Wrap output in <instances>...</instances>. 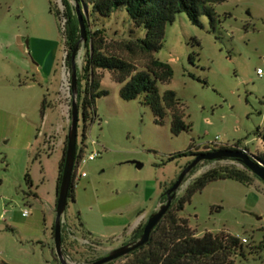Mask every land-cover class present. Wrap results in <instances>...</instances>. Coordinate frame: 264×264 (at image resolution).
<instances>
[{"label":"rangeland","instance_id":"rangeland-1","mask_svg":"<svg viewBox=\"0 0 264 264\" xmlns=\"http://www.w3.org/2000/svg\"><path fill=\"white\" fill-rule=\"evenodd\" d=\"M213 8L212 23L201 15L200 27L177 14L165 27L162 48L152 54L172 70L169 82L157 84V90L176 94L191 126L187 132L172 136L169 115L163 125L156 124L141 97L123 101L121 85L110 72H96L107 95L96 100L97 118L87 126L84 141L79 113L76 154L82 147L85 156L99 157L75 168L74 202L67 201L61 218L60 251L66 264H91L139 239L132 238L133 231L165 203L163 188L169 189L194 159L168 162L169 156L187 152L191 144L193 152L202 153L237 143L236 150L248 156L264 154L259 138L264 132V0H226ZM63 13L62 0H0V264H61L53 240L58 164L72 102H77V89L72 93L70 87L71 63H66ZM89 24L91 32L102 30L109 53L130 62L135 71L144 69L147 55H130L121 47L125 39H144L143 28L126 15ZM83 57L80 48L76 76ZM30 83L34 86L27 87ZM222 167L246 170L229 159L203 161L187 175L175 199L203 173ZM178 216L188 220L197 237L223 232L245 240L244 253L254 251L246 260L236 258V264H264L260 180L253 178L248 186L232 180L210 183Z\"/></svg>","mask_w":264,"mask_h":264},{"label":"trees","instance_id":"trees-1","mask_svg":"<svg viewBox=\"0 0 264 264\" xmlns=\"http://www.w3.org/2000/svg\"><path fill=\"white\" fill-rule=\"evenodd\" d=\"M225 1L73 0L79 6L84 19L86 39L83 42L81 41L75 6H72L68 0H62L63 16L66 20L67 66L70 67L71 53L74 48L78 45L79 49H84L83 66L77 75V103L83 122V141L85 140L84 132L87 126L97 118L96 100L107 95L106 92L100 89L101 78L96 73L99 70L110 72L113 81L121 85L119 97L123 101L129 102L141 97L142 103L148 106L154 115L156 124L163 125L164 119L169 115V130L172 136H179L181 133L187 132L191 126L184 121V109L176 94L168 90L160 95L157 90V84L169 82L172 77V70L169 65L154 60L152 54L162 48L165 27L174 22L177 14H185L191 25L200 27L199 17L204 15L212 23L213 6ZM50 12L58 18V13L55 10L50 9ZM112 15L123 17L126 15L135 27L145 30L144 39L128 38L121 45L130 55L141 53L149 57L143 70L135 71L130 62L118 55L109 53L106 50L102 30L91 32L89 24L91 20L104 22ZM45 109L46 102L44 98L40 109L41 117L44 116ZM259 138L264 144V132ZM238 144L233 147L206 148V151L202 153L193 152V145L191 144L187 152L171 155L167 161L173 162L188 156L194 158L200 154H209L215 151L237 152ZM65 151L66 147L62 151L58 164L56 193L61 179ZM82 154L83 148L81 147L79 153L76 154V160ZM252 160L264 168V154L255 158L252 157ZM75 168L76 166L73 167L68 195V200L72 202H74ZM253 178L258 179L256 176H251L247 169L244 171L234 167L214 168L203 173L185 189L182 196L175 199L170 209L151 233L148 243L126 256L128 260L125 264H236V258L246 260V257L251 255L254 250L245 254L243 243L237 236H231L223 232L218 234L206 232L197 237L189 227L188 220L180 218L178 215L183 211L185 205L190 203L193 195L201 192L210 183L220 180H232L248 186L251 185ZM25 179L29 184L28 175L25 176ZM163 190L166 191V187ZM27 196L30 197L31 193ZM161 199L166 200L164 193L161 195ZM142 230L143 227L135 229L132 238L134 240L138 239L142 234Z\"/></svg>","mask_w":264,"mask_h":264},{"label":"water","instance_id":"water-1","mask_svg":"<svg viewBox=\"0 0 264 264\" xmlns=\"http://www.w3.org/2000/svg\"><path fill=\"white\" fill-rule=\"evenodd\" d=\"M75 12L79 26V32L81 36V41H85L86 32L85 24L82 13L79 10V6L75 4ZM79 47L78 45L74 48L71 53L70 63H71V79L70 87L72 93H75L77 89V76H76V59L78 57ZM79 121V105L77 102L73 101L70 112V126L66 136V151L64 158V165L62 169L61 179L56 193V205H55V221L53 228V240H54V252L57 259L61 264H66L62 258L60 251L61 247V218L67 206L68 195L70 191L71 179L73 167L76 160V142H77V127ZM224 159H233L239 162L243 167H245L251 174L256 176L262 183H264V168L255 163L251 156L246 155L244 152L240 151H215L209 154H200L194 157L193 161L188 164L179 174L172 186L166 190L164 196L166 197L165 203L160 205L159 209L152 213L146 224L143 227L142 234L139 239L133 243H129L119 248L111 251L107 256L91 263V264H108L122 257H125L132 252L145 246L151 233L160 223L166 212L170 209L172 202L174 201L178 191L182 187V184L187 177V175L201 162L203 161H221ZM137 168L141 165L136 164Z\"/></svg>","mask_w":264,"mask_h":264},{"label":"built area","instance_id":"built-area-1","mask_svg":"<svg viewBox=\"0 0 264 264\" xmlns=\"http://www.w3.org/2000/svg\"><path fill=\"white\" fill-rule=\"evenodd\" d=\"M257 74L259 75V76H261V72L260 71H258L257 72ZM68 88V87H67ZM92 144H95L94 142H92ZM61 146V144H59L57 147L59 148ZM99 157V154L98 153H91V154H89V155H87V156H85V154H82L79 158H78V160H75V164H74V166H77V165H79L80 163L81 164H83V163H86V162H89V161H93V160H95L96 158H98ZM85 176V174L84 173H82L81 174V177H84ZM27 215V212L26 211H24L23 213H22V216L23 217H25ZM243 243L245 242V240H241Z\"/></svg>","mask_w":264,"mask_h":264},{"label":"crops","instance_id":"crops-1","mask_svg":"<svg viewBox=\"0 0 264 264\" xmlns=\"http://www.w3.org/2000/svg\"><path fill=\"white\" fill-rule=\"evenodd\" d=\"M30 86H34V83H30V84L27 85V87H30ZM29 184H30V183H29ZM30 187H31V186H30ZM31 194H33V193H31ZM33 195H34L35 200L39 199V197H38L37 194H33ZM50 211L53 212V209L50 210Z\"/></svg>","mask_w":264,"mask_h":264}]
</instances>
